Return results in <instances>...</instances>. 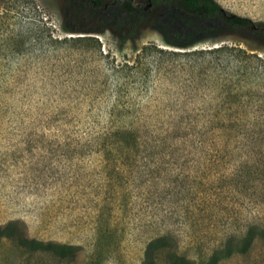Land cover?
<instances>
[{"label":"rangeland","instance_id":"rangeland-1","mask_svg":"<svg viewBox=\"0 0 264 264\" xmlns=\"http://www.w3.org/2000/svg\"><path fill=\"white\" fill-rule=\"evenodd\" d=\"M68 1L0 0V264H264V44Z\"/></svg>","mask_w":264,"mask_h":264},{"label":"trees","instance_id":"trees-1","mask_svg":"<svg viewBox=\"0 0 264 264\" xmlns=\"http://www.w3.org/2000/svg\"><path fill=\"white\" fill-rule=\"evenodd\" d=\"M92 9L91 20L77 19V9ZM118 9L112 13V9ZM76 10V12L74 11ZM64 26L71 32L102 33L117 21L131 35L140 24L158 15L155 22L170 44L189 48L205 36L237 34L264 44V22L233 13L217 0H69ZM174 18V22H169Z\"/></svg>","mask_w":264,"mask_h":264}]
</instances>
